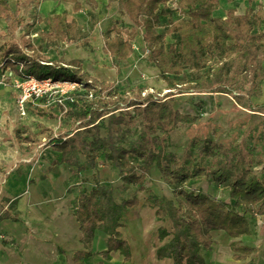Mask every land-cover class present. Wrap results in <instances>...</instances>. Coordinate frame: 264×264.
I'll return each mask as SVG.
<instances>
[{
  "label": "trees",
  "instance_id": "trees-1",
  "mask_svg": "<svg viewBox=\"0 0 264 264\" xmlns=\"http://www.w3.org/2000/svg\"><path fill=\"white\" fill-rule=\"evenodd\" d=\"M19 1L15 0L17 5ZM65 1L74 4V13L82 9L79 0ZM113 1L133 27L116 29L117 34L105 40L104 53L117 63L128 61L134 54L138 32L142 31L148 62L167 84L168 92L164 95L138 87L122 95L111 83L86 72L79 59L47 61L34 47L28 49L27 46L25 50L17 43L4 48L1 70L12 71L22 79L51 78L55 82L81 85L80 89L69 93L63 103L57 100L52 103L61 110V115L46 110L51 97L38 99L36 107H32L30 101L27 110L41 117L59 119L61 116L69 124L65 132L44 146L62 155L61 161H54L53 166L66 164L77 173L96 171L103 155L118 170L126 189L136 187L139 192L148 193L145 203L155 210L157 221L171 225L170 229L159 228L160 241L167 240L157 249L159 259L172 258L175 264H206L204 254L215 244L213 233L224 232L235 240L230 245L234 259L245 260L254 252V248L239 241L252 234L248 216H264V179L253 169L254 148L246 141L231 146L213 142L208 137H194L182 158H177L166 152L165 140L181 125L198 120L197 116L174 108L172 99L177 94H191L196 105L207 96L230 95L238 107L264 114V105L253 101L263 94L264 6L259 5L257 10L250 6L243 15L230 9L226 18H219L214 12L220 0ZM170 3L175 4L180 18L175 19L169 13ZM86 4L93 10L98 8L97 0H86ZM162 8H166L164 14L168 17L166 33L177 42L168 44L159 34ZM1 20L11 36L23 22L10 0H0ZM39 22L47 28L42 39L54 47L64 41L72 43L76 36L78 22L70 19L68 12L39 19ZM2 37L0 33V40ZM189 73L192 79H187ZM16 137L20 144H28L30 148L41 145L31 130H17ZM258 141L264 144V139ZM193 152L196 157L192 156ZM80 158L84 159L83 163ZM208 160L211 163L208 164ZM258 164L264 169V160ZM153 165L170 187L172 198L159 197L150 189ZM92 176L98 179L97 172ZM197 181L227 189L229 199L244 211L193 188L192 184ZM139 204L137 196L116 201L113 191L100 182L81 197L75 216L83 233L84 250L74 254V264H85L96 254L93 250L96 230L110 235L107 250L100 253L104 258L109 259L112 252L121 251L129 261L130 245L121 239L118 230L125 226V214ZM6 219L19 221L18 216H12L8 210L0 221Z\"/></svg>",
  "mask_w": 264,
  "mask_h": 264
},
{
  "label": "rangeland",
  "instance_id": "rangeland-1",
  "mask_svg": "<svg viewBox=\"0 0 264 264\" xmlns=\"http://www.w3.org/2000/svg\"><path fill=\"white\" fill-rule=\"evenodd\" d=\"M80 1L82 2V12L80 13L73 12L72 3L59 2L68 5L70 19L75 18L78 22V27L72 43L69 41L67 43L63 42L62 45L54 47L41 37L42 33L47 31L45 24L39 22V19L46 18V15L39 12L44 0H20L18 5L15 0H10L12 8L18 9L23 22L16 34L11 36L7 32L4 20L0 21V33L3 35L0 40V58L4 52V48L11 43H17L25 50L27 46L28 49L32 46L47 61L69 62L73 59L81 60L86 72H89L92 77L100 81L111 83L113 89L122 95L137 87L147 88L149 91L161 95L167 93V84L159 77V71L148 62V51L143 43L142 31L138 32L139 36L134 42V54L128 61L117 63L104 53V42L106 39L114 37L117 34L116 29H131L133 27L129 19L120 11L117 3L113 0H108V3L105 0H99L98 8L93 10L86 4V0ZM175 7V4L170 3V6L167 8L172 17L178 19L180 18V14ZM165 9L162 8L160 11L161 17L158 31L161 38L170 44L178 40L166 33L168 17L164 14ZM115 67H118L119 70ZM8 75V72H4L0 68V80L3 79L5 84L7 83V85H0V199L5 195V185L11 174L18 173L24 165L37 166L41 163L42 165L39 170L48 174V165L43 163L42 159L48 160L49 156L47 153L50 148L44 146L53 137H57L69 127V124L66 122L67 120L61 118V116L59 119H53L41 117L31 110H26L24 113L18 105L17 98L19 93L15 91ZM192 77L190 73L187 75V79H192ZM62 88L72 89L68 85H63V83ZM55 95L47 102L46 110L49 113L51 112L56 115L60 113L59 115H61V110L52 104L56 101ZM253 101L255 104L264 105V84L262 96L254 97ZM172 103L175 109L197 116L198 120L194 124L181 125L166 138V152L168 154L182 158L190 140L194 137H208L213 142L231 146L246 141L248 145L254 148L252 153L254 158L253 169L264 179L263 166L258 164L259 161L264 160V144L258 141V139H264L263 113H254L238 107L230 95L207 96L206 99L201 100L199 105H196L194 100H192L191 94H177L172 99ZM36 105L38 104H33L32 107H36ZM23 129L31 130L35 133L41 145L34 146L32 150H29L30 146L28 144H20L16 137V131ZM103 135H106V129H103ZM192 156L196 157V153L193 152ZM133 161L139 163L135 158H133ZM83 162L84 159L80 158V163ZM209 163H211V160H208ZM60 167L63 168V166H54L52 169H58L59 171ZM33 171L35 172L36 170ZM34 172L31 174V177H28L31 178V181L35 179L34 183L38 186L47 184L45 189L43 186V192H41L42 194L44 193V200H40L34 195V198L37 200L36 204H38L37 208L39 207L41 210L46 201L51 200L47 203H57V196L60 197L61 189L51 191V188L48 186L51 182L43 180L44 184H42V172L40 174L37 173L38 171ZM74 172L77 173L76 170ZM95 172L98 174L97 180L92 176ZM81 173L89 175L84 181L87 180L94 185L100 182L111 189L114 198L118 202L137 196L144 203L145 197L148 194L139 192L136 187L126 189L119 177L118 170L110 162H107L103 155L99 158L96 171L87 170ZM57 176L59 177L60 175L57 174ZM150 180L149 187L154 193L159 197L172 198L171 189L162 180L156 165L151 167ZM31 181L29 182L30 185H32ZM80 185L78 184V186ZM192 187L210 194L216 200L230 202L238 211H244L241 206L234 204L229 199L227 189L219 188L202 181L194 182ZM30 188H34V186ZM90 189L91 185H83L79 189V192L87 193ZM151 213L150 211L148 221L149 223H154V232L159 231L161 226H165L168 229L171 228L169 222L163 223L154 220ZM1 215L2 204H0V217ZM248 218L255 226L263 223V218L259 216L249 215ZM29 230L34 232L36 231V227H32ZM19 248L20 246L14 240H10L6 233L3 232L0 225V257L5 250L15 251Z\"/></svg>",
  "mask_w": 264,
  "mask_h": 264
},
{
  "label": "crops",
  "instance_id": "crops-1",
  "mask_svg": "<svg viewBox=\"0 0 264 264\" xmlns=\"http://www.w3.org/2000/svg\"><path fill=\"white\" fill-rule=\"evenodd\" d=\"M60 1L65 0H44L40 7V14L49 17L64 12L69 13L67 4L70 2L65 1L67 4H61ZM97 1L99 6V0ZM105 1L108 3V0ZM259 5L264 6V1L220 0V6L214 12V16L226 18L227 11L230 9H235L237 14L243 15L250 6L257 10ZM80 12L82 9L77 13ZM32 149L33 147L29 148V150ZM47 155L48 160L42 159V162L48 165V174L39 170L41 163L37 166L24 165L18 173L11 174L5 185V195L0 199L2 215L5 210H8L12 216L17 215L19 221L6 219L0 221V225L8 238L14 240L20 248L15 251L5 250L0 257L1 264H74V254L84 250L83 233L75 214L79 199L90 193L96 185L87 180L84 181L89 175L75 173V168L66 164L57 165L63 166L59 171L52 169L53 162H60L62 155L55 153L51 148ZM33 170L38 171V174L42 172V184L47 180L51 182L48 184L51 191L61 189L60 197L57 196V203H47L50 200L44 203L41 210L37 208L38 204L34 195L44 200V193L41 192H43V186L45 189L47 184L38 186L34 183L35 179L31 181L28 177H31ZM57 174L60 176L58 177ZM78 184L81 185L78 186ZM83 185H91V189L87 193H80L79 189ZM31 186L34 188H30ZM150 211L154 220L157 221L155 210L147 205L145 200L144 203L140 201L137 208L125 214V226L118 230L121 239L130 245L131 259L129 261L125 260L121 251L112 252L109 259L104 258L100 253L107 250V240L110 235L102 230H96L93 241V250L96 254L87 259L85 264H175L172 258L157 257V249L165 245L167 240L160 241L159 231L154 232V223L148 221ZM259 217L263 218V223L255 226L250 221L252 234L239 238L243 245L254 248L251 255L245 260H235V253L230 247L235 240L224 232H214L215 244L204 254L206 264H264V216ZM32 227H36V231H30Z\"/></svg>",
  "mask_w": 264,
  "mask_h": 264
},
{
  "label": "built area",
  "instance_id": "built-area-1",
  "mask_svg": "<svg viewBox=\"0 0 264 264\" xmlns=\"http://www.w3.org/2000/svg\"><path fill=\"white\" fill-rule=\"evenodd\" d=\"M6 72H8V76H10L12 86L14 87L15 91L19 93L17 101L20 109L24 113L26 112L27 106L30 101H32L33 104H37L36 102L38 101V99L44 97L50 98L56 94L55 100L59 101L60 103H63V100L67 99L69 93L81 88L80 84L74 82L57 83L51 78L39 80L35 77L22 79L18 78L12 71ZM62 83L63 85L70 86L72 89L62 88ZM0 85H7V83L5 84V81L1 79Z\"/></svg>",
  "mask_w": 264,
  "mask_h": 264
}]
</instances>
